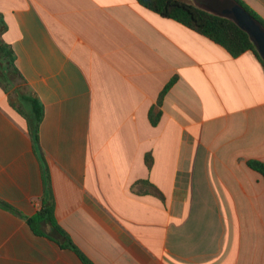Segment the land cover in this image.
Wrapping results in <instances>:
<instances>
[{
  "label": "crops",
  "instance_id": "0c3cea01",
  "mask_svg": "<svg viewBox=\"0 0 264 264\" xmlns=\"http://www.w3.org/2000/svg\"><path fill=\"white\" fill-rule=\"evenodd\" d=\"M242 1L264 20V0ZM0 40L44 108L57 223L92 264H264L253 52L232 57L137 0H0ZM44 192L0 85V200L30 217ZM0 264L84 263L0 206Z\"/></svg>",
  "mask_w": 264,
  "mask_h": 264
},
{
  "label": "trees",
  "instance_id": "16d2710c",
  "mask_svg": "<svg viewBox=\"0 0 264 264\" xmlns=\"http://www.w3.org/2000/svg\"><path fill=\"white\" fill-rule=\"evenodd\" d=\"M144 8L163 18L175 20L225 48L232 57L251 51L264 66L248 33L226 14L232 7L242 10L264 28V20L242 0H137ZM12 47L0 40V85L9 93V106L29 132L35 150L43 165L45 192L39 210L30 217L22 215L12 206L0 200V206L23 218L32 231L39 236L56 240L62 247L74 251L84 264H92L74 245L69 235L55 218L54 200L50 188V176L44 153L39 146V129L44 117V108L36 94L25 84L15 66ZM21 85L17 86V81ZM10 89H13L10 92ZM148 165L151 160L148 159ZM248 165L264 177V164L250 161Z\"/></svg>",
  "mask_w": 264,
  "mask_h": 264
},
{
  "label": "water",
  "instance_id": "95a60500",
  "mask_svg": "<svg viewBox=\"0 0 264 264\" xmlns=\"http://www.w3.org/2000/svg\"><path fill=\"white\" fill-rule=\"evenodd\" d=\"M231 10L232 12L226 15H230L238 26L248 33L257 51L264 60V28L242 10H236V7H232Z\"/></svg>",
  "mask_w": 264,
  "mask_h": 264
},
{
  "label": "rangeland",
  "instance_id": "374dc122",
  "mask_svg": "<svg viewBox=\"0 0 264 264\" xmlns=\"http://www.w3.org/2000/svg\"><path fill=\"white\" fill-rule=\"evenodd\" d=\"M16 83H17V86H20L22 84L21 81H19V80ZM12 90L13 89H10V92H12Z\"/></svg>",
  "mask_w": 264,
  "mask_h": 264
}]
</instances>
